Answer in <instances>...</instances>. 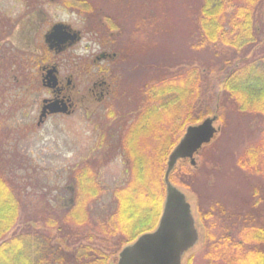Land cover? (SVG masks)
Instances as JSON below:
<instances>
[{"label":"rangeland","instance_id":"obj_1","mask_svg":"<svg viewBox=\"0 0 264 264\" xmlns=\"http://www.w3.org/2000/svg\"><path fill=\"white\" fill-rule=\"evenodd\" d=\"M201 4L202 0H0V172L9 174L23 189L13 234L30 221L42 226L39 216L45 211L72 207L70 175L87 168L98 195L86 206L99 214L87 224L69 225L70 230H63L71 237L62 239L58 232L53 233V244L70 251L80 244L89 245L88 236H99L101 213L113 210L114 189L130 177L128 134L144 111L167 100L148 97L164 79L178 74L186 78L185 71L195 69L205 87L203 96L215 109L217 98H208L220 94L216 72L230 52L221 49L226 53L221 59L208 48H193ZM59 22L81 31L84 38L54 58L46 50L42 35ZM103 45L117 53L114 69L115 76L119 74L114 95L106 105L95 107L87 96L72 115L52 117L37 127L41 101L48 97L40 87L37 66L55 60L62 77L71 74L75 79L78 74L85 88L94 79L92 72L100 68L94 61L100 53L97 46ZM184 100L185 96L178 107L169 106L157 114L150 130L135 138L148 158L163 144L177 140L172 127L181 124L192 98L186 100L187 105ZM213 126L217 132L195 155V166L188 160L180 166L178 161L174 177L179 183L171 184L184 194L197 226L199 211L213 205L234 216L253 214L263 223L264 175L238 167L245 152L259 145L263 130L250 114L241 115L226 105L222 121L216 120ZM166 163L167 158L163 172ZM256 192L262 199L257 206ZM57 212L60 218L62 211ZM118 239L109 237L111 243ZM94 243L102 248L106 245L99 240ZM204 252L201 241L183 256L181 264H208Z\"/></svg>","mask_w":264,"mask_h":264},{"label":"trees","instance_id":"obj_2","mask_svg":"<svg viewBox=\"0 0 264 264\" xmlns=\"http://www.w3.org/2000/svg\"><path fill=\"white\" fill-rule=\"evenodd\" d=\"M197 31L193 48H208L221 59L226 54L221 49L230 52L216 72L220 94L208 98L211 101L217 98L215 109H211L203 96L205 87L195 69L186 70V78L178 74L164 79L160 88L155 86L149 91L148 97L167 100L144 111L141 121L131 128L126 147L130 177L114 189L113 210L101 213L97 221L99 238L88 236L89 245L80 244L75 250L63 251L59 244H53V233L58 232L62 239L71 237L63 230H70L69 225L87 224L91 217L99 214H93L86 206L89 199H97L98 195L97 184L89 178L87 168L70 175L74 196L72 207L68 210L57 207L62 211L60 218L58 210L45 211L39 216L42 226H35L37 223L30 221L18 234H13L12 230L19 220L22 184L1 171L0 264H116L122 248L157 226L165 196L164 163L177 145L182 129L197 125L208 116L222 121L225 105L241 115L250 114L263 130L259 145L245 152L238 167L264 175V0H202ZM184 96V101L190 97L192 102L181 124L172 127L171 132L176 131L177 140L163 144L162 149L148 158L138 148V138H135L150 130L157 114L169 106L181 105ZM185 161L180 160L178 164L184 166ZM176 168L177 164L169 175L172 184L179 183L174 177ZM256 196L255 206L262 203L260 193L256 192ZM199 212L204 258L208 264H264V222L258 223L253 214L231 215L218 205ZM113 236L120 239L111 243L109 237ZM94 240L106 245L103 248L94 245ZM105 249H110L111 253Z\"/></svg>","mask_w":264,"mask_h":264},{"label":"water","instance_id":"obj_3","mask_svg":"<svg viewBox=\"0 0 264 264\" xmlns=\"http://www.w3.org/2000/svg\"><path fill=\"white\" fill-rule=\"evenodd\" d=\"M77 35L67 25L57 23L45 35L44 40L52 50L67 41L75 42L78 40ZM55 71V67H52L47 72L43 80L44 86L56 85ZM46 110L49 114L67 112L63 104L59 108L58 102H52L42 108L38 124L42 122ZM216 120V117L206 118L199 124L186 128L167 159L164 173L165 198L156 228L124 247L118 254L116 264H181L183 256L198 243L197 225L190 204L184 194L171 184L169 175L180 160H188L191 166H195V155L211 142L217 132L213 126Z\"/></svg>","mask_w":264,"mask_h":264},{"label":"flooded vegetation","instance_id":"obj_4","mask_svg":"<svg viewBox=\"0 0 264 264\" xmlns=\"http://www.w3.org/2000/svg\"><path fill=\"white\" fill-rule=\"evenodd\" d=\"M55 24L50 25L42 35L46 50L54 58L61 54H64L68 50L73 49L84 38L81 31L75 30L71 28L70 25H67L72 32L78 33L77 35L78 40H76L75 42L67 41L62 45L59 44L58 46L53 47L51 50L48 48V45L45 43L44 37L51 30L52 26ZM110 36L113 37L111 34ZM97 48L100 50V53L95 56L94 63L100 65V68H98L97 71H94L95 73L92 72L93 74L92 79L93 78L94 79L90 82L89 86L85 88L82 86V82L79 79L80 77L78 74H76L75 79L71 74L69 75V77H62L60 75L59 63L56 62L55 60L53 61L48 60L37 66L40 87L43 90H45L48 96L46 99H43L41 101L39 115L41 114L42 108L44 106H48L52 102H58L59 108H62V104H63L67 111L66 114H59V113L49 114V111L46 110L45 116L42 118V122L40 124H38V120H39V115H38V119L36 123L37 127H39L46 120L52 117L72 115L79 107V104L86 101L85 98H87V96L91 98L92 102L95 103V107H97V106L106 105V100H108L110 97L114 95V90H115L114 81L117 80V77H119L118 76L119 74L117 75V77L115 76V71H117V69H114V62H116L115 59L117 58V53L107 45L97 46ZM52 67H55L56 69L55 71L56 85L53 87H47L44 86L43 80L47 72ZM16 81L19 82L20 79L16 78ZM85 92L86 93L88 92V94H85ZM44 101L46 102L45 104ZM106 109L107 108H105V110ZM198 225L199 226H196L199 237L198 243L202 241L203 244V228L201 227L200 224Z\"/></svg>","mask_w":264,"mask_h":264}]
</instances>
